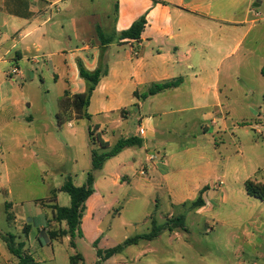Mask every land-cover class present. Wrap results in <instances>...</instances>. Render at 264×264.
I'll return each mask as SVG.
<instances>
[{"label": "crops", "instance_id": "crops-1", "mask_svg": "<svg viewBox=\"0 0 264 264\" xmlns=\"http://www.w3.org/2000/svg\"><path fill=\"white\" fill-rule=\"evenodd\" d=\"M142 17L146 24L140 38H122ZM258 59L264 62V0H0V210L10 224L29 227V235L31 225L24 223L19 211L28 172L36 169L41 179L51 160L64 150L74 152L69 158L74 168L79 162L76 150H80L91 171L92 150L101 149L102 141L113 147L120 139L135 136L141 146L125 148L94 172L95 192L82 218L83 238L91 235L96 250H108L101 243L106 232L100 222L106 196L113 195L111 186L128 187L142 195L145 209L153 203L155 209L142 216L151 225L153 220L162 225L182 215L187 227L193 215L206 219L210 228L221 224L227 234H234L244 224L241 217L215 209L257 199L248 195L245 182H259L260 169L240 166V146L235 144V153L227 150V133L221 132L220 122L228 129L226 114H230L235 79L248 69L261 73L264 67H256ZM103 65L108 73L86 109L90 118L76 119L67 102L90 86L80 68L94 72ZM14 67L19 69L16 75ZM175 80H181L177 87L142 98L154 84ZM66 108L72 119L60 126L56 116ZM90 132L96 138L93 141ZM83 134L92 146L86 143L77 149L78 136ZM151 154L158 160L151 163L149 178L143 179L139 171L149 164ZM52 176L49 173L46 178ZM219 181L224 184L214 187ZM61 193L51 204L66 207L60 203ZM199 199L202 205L193 206ZM163 202L170 213L159 223L157 213ZM53 221L51 212L39 230L55 231L50 228ZM246 221L253 232L247 228L244 233L254 240L263 232L262 225L251 217ZM60 224L68 229L66 222ZM181 232L188 228L165 230L154 240H140L100 260L130 264L129 257H117L132 246L168 236V242L143 250L138 262L154 254L152 264L172 263L176 251L179 258L197 264H251L240 257L236 262L209 260L203 249L188 241L184 248L173 245L172 237ZM7 250L12 254L8 246ZM243 250L239 246L236 255ZM4 264H10V258Z\"/></svg>", "mask_w": 264, "mask_h": 264}, {"label": "rangeland", "instance_id": "rangeland-1", "mask_svg": "<svg viewBox=\"0 0 264 264\" xmlns=\"http://www.w3.org/2000/svg\"><path fill=\"white\" fill-rule=\"evenodd\" d=\"M256 67H264L263 60H256ZM229 100V110L227 112H230V114H226L228 129L224 130L220 122L221 132L227 133V136H225V140L228 143L227 150L235 153V144H238L243 154V156L239 157L240 166L248 169L258 167L260 169L259 182L264 183V77L257 68L256 71L248 69L242 74L240 79H235ZM255 118L257 119L255 120ZM249 125H252V127H249ZM93 139L95 140L96 138L94 137ZM77 142V149H80L81 145L86 143L92 146L90 138L86 134L78 136ZM76 153L79 162L75 168L72 165L73 161H69V158L74 156L72 150H64V153L59 157L55 156L49 163L48 171H45L46 173L42 175L44 181L42 178L39 179V171L36 169L31 171V173H27L29 175L27 186L25 187L26 190L23 191V204L19 207V211L24 223L31 225V231L28 236L25 235L26 225L21 224V222L10 224L4 211L0 210V231L5 234L0 235V254L2 256L0 257V264H4V259L9 258L10 264H19V259L7 250L4 242L6 234L19 237L16 239V243L24 242L25 250H28L35 261L40 264H103L97 255L96 248L93 246L91 235L86 238L76 236L74 239L75 245L73 246L70 235L59 241L50 240L48 231L39 230L40 225L44 223L47 217L51 216L52 211L45 207L52 205L49 200L52 191L55 188H60L71 173H73V179L77 186L80 187L86 183L87 173L90 168H86L88 164L85 166L82 152L76 150ZM62 155H64V159H62ZM58 161L63 163L61 164ZM35 166L39 170L43 169V166L40 167L39 164ZM55 166H60V168L58 170L53 169ZM49 173L50 175L53 173V176L46 178ZM109 189L113 195L107 194L106 196L100 222L102 229L106 232L101 243L104 248L108 249L123 243L127 238L147 233L151 229V221L150 219L144 220L142 216L147 210L151 209L153 211L155 209L153 203H148L149 206L147 205L145 209L144 197L136 195L128 187L111 186ZM16 191V201H19L20 188H17ZM137 196L139 199H137ZM60 203L69 207L70 196L62 192ZM218 207L215 209L216 213H234L239 218L241 217V222H244L240 229L234 231V234H227L221 224L214 225V229L210 228L213 226L211 224L207 226L205 224L206 219H194L193 215H191L187 219L188 232H181L179 236L172 237L171 243L184 248L187 245L186 241H188L203 249V253L212 261L236 262L237 258L240 257L249 260L251 264H264V203L258 199L249 198L247 201L240 200L230 206L221 205ZM168 213H170V210H168L167 203H161L157 213L159 223H164ZM175 213L176 215L180 214V212ZM248 217L262 225L263 232L257 233L254 240L247 239L244 233L247 228L253 232V228L246 221ZM207 221L212 222V220L208 219ZM86 227H88L87 224ZM50 228L56 231L62 229L61 224L57 221H53ZM168 241V236H164L162 239L156 240L155 243H141L128 248L125 253L120 254L117 258L121 260L129 257L131 260L130 264H152L155 259L154 254L148 255L146 258L142 257L140 259L142 263L138 262L137 256L143 250L153 249L157 243H166ZM239 246L244 248L242 253H240L241 256L236 255ZM172 254L174 261L167 264H197L188 258L184 260L179 258L177 256L179 252L174 251ZM186 254L189 256L192 253L188 251ZM250 255L252 257H248ZM72 258L76 261L72 262ZM134 259H136L135 262L132 261ZM147 260L150 263H147ZM112 261L107 264L116 263V260Z\"/></svg>", "mask_w": 264, "mask_h": 264}, {"label": "trees", "instance_id": "trees-1", "mask_svg": "<svg viewBox=\"0 0 264 264\" xmlns=\"http://www.w3.org/2000/svg\"><path fill=\"white\" fill-rule=\"evenodd\" d=\"M146 24L145 17H142L138 21H136L132 27L123 32L122 38L129 39H139L141 33ZM100 37L103 38V34L99 32ZM108 73L107 65H103L98 68L94 72H88L83 67L80 68L81 76L90 82V86L87 92L83 94H78L73 96L72 99H69L68 107H72V111L75 114L76 119L82 118H90V115L86 112L87 107L90 104L91 97L93 92L98 85L101 78ZM261 74L264 77V68L261 70ZM181 83V80H175L171 82H166L162 84H154L147 93L142 95V98H147L150 95H155L164 90L177 87ZM69 109V108H68ZM58 124L64 125L68 121L72 119V115L67 113V108L62 112L57 114ZM90 138L92 139V133L90 132ZM142 141L135 136H131L128 138L120 139L113 147H110L107 143L101 142V149H93L92 150V169L87 175L86 183L80 187L74 184L73 178L68 176L64 182V184L59 189H54L52 191V196L50 198V202H55L57 198L58 192L67 193L70 196L71 204L69 207H61L58 204L54 203L49 205L50 209L53 212V218L55 221L62 223L66 222L68 229L67 230H55L50 231L49 236L52 240H60L64 237L70 235L71 244L74 246V239L76 236L83 238L84 234L81 229L82 218L86 212V203L87 200L93 195L95 192L94 183L95 177L94 172L103 168L105 162L112 157H115L120 152H122L125 148L131 146H141ZM245 188L248 195L255 197L264 202V184L255 181L254 179H248L245 182ZM202 205L201 200H197L193 203V206ZM182 229L187 230L185 224V217L178 216L173 219L167 220L165 224L159 225L155 220L152 223V229L150 232L138 235L132 238L127 239L124 243L119 244L118 246L108 249L106 251L97 250V255L100 259L110 258L113 255L121 252L126 246L135 245L139 243L140 240H154L158 238L163 231L165 230H173V229ZM29 227L25 228V235L28 236ZM17 237L15 235H6L4 238L8 249L10 252L19 259V264H39L35 262L34 258L31 255L26 254L24 247V242L16 243ZM94 247H97V244H94ZM72 262H75L74 258L71 259Z\"/></svg>", "mask_w": 264, "mask_h": 264}, {"label": "built area", "instance_id": "built-area-1", "mask_svg": "<svg viewBox=\"0 0 264 264\" xmlns=\"http://www.w3.org/2000/svg\"><path fill=\"white\" fill-rule=\"evenodd\" d=\"M258 15V14H257ZM134 55L136 56V55H138V51H135L134 52ZM17 73H19V69L17 68V67H14L13 69H12V74L13 75H16ZM139 132L140 133H143L144 132V128H143V126H140V128H139ZM156 160H158V156L156 155V154H151L150 156H149V164H147L145 167H143L140 171H139V175L143 178V179H148L149 178V170H150V165H151V163L152 162H154V161H156ZM224 184V182L223 181H219L218 183H216L215 185H214V187H216L217 185H219V186H221V185H223Z\"/></svg>", "mask_w": 264, "mask_h": 264}]
</instances>
